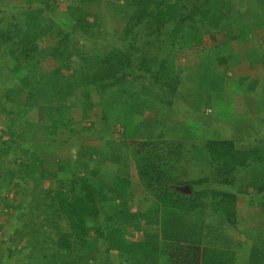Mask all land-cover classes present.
Masks as SVG:
<instances>
[{
    "label": "trees",
    "instance_id": "obj_1",
    "mask_svg": "<svg viewBox=\"0 0 264 264\" xmlns=\"http://www.w3.org/2000/svg\"><path fill=\"white\" fill-rule=\"evenodd\" d=\"M242 1L245 10L237 0H69L63 10L58 0H0V216L17 225L0 241V264H112L114 254L123 264H264L260 138L140 140L153 98L173 106L184 85L204 78L191 66L184 79L185 49L222 51L214 60L219 75L206 80L217 90L195 88L203 97L223 95L226 83L227 92L248 95L250 84L227 80L226 69L233 47L264 28V0ZM105 7L125 13L123 47L108 46ZM222 32L227 41L219 43ZM206 36L216 42L211 48ZM258 90L264 95V86ZM37 114L47 117L43 126ZM97 125L110 135L100 162L92 167L91 153L78 151L67 177L59 176L61 154L48 160L31 149L52 143L57 152L58 135L74 138ZM109 160L118 166L111 182L101 176ZM134 176L149 203L133 192ZM51 181L55 188H46ZM242 199L256 208L258 230L243 226ZM142 225L149 226L143 240L129 239Z\"/></svg>",
    "mask_w": 264,
    "mask_h": 264
},
{
    "label": "rangeland",
    "instance_id": "obj_2",
    "mask_svg": "<svg viewBox=\"0 0 264 264\" xmlns=\"http://www.w3.org/2000/svg\"><path fill=\"white\" fill-rule=\"evenodd\" d=\"M60 6L62 7L61 9H65L66 6L69 4V0H58ZM238 2V6L242 9H246L249 7V2L248 1H242V0H237ZM103 15H105V17L108 19V23L110 25L109 28H111V38H112V43H109V47L110 48H115V47H123L124 46V41L123 40H119L118 37L120 35V32H122L124 26L126 25V17H123L122 14L125 13H121L118 14L117 13H111L110 11H108L106 9V7L104 8L103 11ZM127 14V13H126ZM245 15V14H244ZM243 15V16H244ZM223 33V32H222ZM219 38L218 41L219 43L224 42L226 40L225 34H218ZM244 43H246L244 41ZM204 44L205 47H212L213 45L216 44L215 41H213V39H210L209 36H206L204 38ZM242 51V49H241ZM250 50H245L242 53L243 57H248V52ZM222 51H220L219 49L212 50L210 52H208V54L206 52H202L201 54L195 55L190 51L185 49L182 53L179 54V58H178V64H179V70L183 71L184 79L187 78V72H186V68L187 67H191L194 66L195 68H197V73H200L202 76H204L203 80H199L198 76L193 79V86L197 89V86L199 85V83H203V85L205 86L206 90L205 92H212V94L217 90L212 91L211 89H209L210 85H216L211 84L212 82L208 83V81L213 77V75H209L210 73H213L214 76L219 75L218 71H217V67L218 64L214 65V60L216 59V57L219 55L221 56ZM253 61V60H252ZM195 62V63H194ZM194 63V64H193ZM212 66V67H211ZM3 71H5V68L3 67ZM182 74V72H180ZM240 70L237 71H229L228 75H230L232 78H229L230 81H233L235 83H238V81L240 79H242V82H246L248 84L253 83V80L251 77L249 76H245V75H250L252 73L251 70L249 69H245L244 73L242 72V74L239 75ZM245 74V75H244ZM233 79V80H232ZM206 82L208 83V85L206 84ZM260 83H262V81L260 80ZM229 85V84H228ZM228 85H226V89L228 88ZM235 86V85H234ZM239 87V86H237ZM1 88V86H0ZM193 87L187 88L185 85L183 86L182 89H180L178 92V94H176L175 98V102L173 106H167L165 103H159L158 98H153L150 102H149V106L148 109L149 111L146 113L147 115L144 117V124L145 127L148 128L147 132H141L144 135H146L143 138H140V140H159L162 139L163 136L166 139L167 138L166 134L169 133L168 132V126L170 127V123L172 122L173 124L179 125V127L184 128V129H177L176 133L174 127L172 129V134L174 138L171 136L170 139L173 140H178L177 137H179L180 135L184 136V140H191L193 139L192 137H194V134L189 132L188 129L184 126L181 125V123L184 121L185 123L190 122L191 120H189L190 118L193 119H199L200 115L206 114V116H208V118L205 119V121H210L209 118H211V121L213 123H215L214 120V115L217 116V112H220L222 110H226L228 112H230L231 114H241V113H247L246 117L252 118L254 125L258 126V121L261 119H264V95L262 96H257L256 95V90L255 89H251L248 92V95L246 94H232V92H227L226 89L222 94H217L216 98L217 99H221L219 108L216 109L215 111H207L208 107H210L212 105V101H213V97L209 96L208 97H203L204 91L201 88H198V90L200 91H196V89ZM225 88V87H224ZM209 89V90H208ZM235 90L236 87H234ZM203 91V92H201ZM237 92V91H234ZM226 93H230L231 95L235 96H239V101L237 104V108L235 103L233 104V102H235V98L231 96V98H223L225 96ZM254 93V94H252ZM222 95V96H221ZM98 95L95 93L94 94V98L97 101L98 100ZM238 100V99H236ZM226 107V108H225ZM227 108H229V110H227ZM44 109L42 106L37 108V112H40V110ZM169 109H171L172 111L175 112V116L173 118L168 117V111ZM163 111V117L161 118V112ZM207 111V113H206ZM160 112V114H159ZM165 113V114H164ZM77 116H79V113L76 114ZM244 115V114H243ZM79 118V117H77ZM96 118V117H95ZM170 118V119H169ZM35 119L37 120L38 123L41 124V126H43V124L46 123L47 117H45L44 115H40L37 114L35 116ZM172 120V121H171ZM171 121V122H170ZM210 121V122H211ZM193 122H197V121H193ZM209 122V123H210ZM89 124V123H86ZM239 128L238 131H231L233 133H254L252 132V126L250 124V122H245L244 124L241 122V118L239 119ZM216 127H220V125L218 126L217 123H215ZM89 126V125H87ZM116 126V125H115ZM224 126V125H223ZM97 128L95 130H91V132H84V134H82L80 136V138H73L71 137L67 132L61 133V135H58L56 137V141L58 140L57 146L58 149L62 148L61 150L54 152V148L52 147V143L48 144V147H44V148H48L47 151H45L44 149H40V147L36 144H31V149L35 150L36 154L39 155L40 157H44V156H50V155H54L57 154L63 158L62 162H61V171L59 172V176L61 177H67L68 172L66 174V171H70V169H77L75 167V162H74V158H78L79 155H77V149L79 148L80 151L82 150L83 154H85L86 156L88 154L91 153L92 158H94L93 161H91L92 159H90L89 161L90 164L92 165V167L97 166V163L100 162L99 158L102 156L100 155L99 152H101L100 150L102 149V147L104 146V144H106L107 140H109L110 135L105 134V132H102L100 129H102L103 127H101L100 125L96 126ZM41 128V127H40ZM224 132H226V134L229 137H232V135H235L233 133L230 132V130L220 127ZM254 128V127H253ZM4 129V121L2 119H0V136L2 134V130ZM94 129V128H93ZM255 129V128H254ZM116 130L117 132H120L121 134V128L120 126H116ZM20 131V130H18ZM259 135H261L264 138V132H263V127H259L257 130ZM189 132V133H188ZM260 132V133H259ZM140 133V134H141ZM188 133V135H187ZM122 135V134H121ZM141 136V135H140ZM198 136V135H197ZM117 139L120 138V135L118 133ZM240 138V135H238V139ZM8 138L5 139H1V140H7ZM228 139H232V138H228ZM179 140H183V139H179ZM197 140V139H194ZM42 142V141H39ZM118 144L120 143V139L118 141ZM77 145V146H75ZM74 147V148H73ZM97 148V149H96ZM94 150H96V154H94ZM93 152V153H92ZM78 156V157H77ZM30 157V156H29ZM98 161V162H97ZM94 162V163H92ZM111 163V164H109ZM118 166L112 164V162L109 160L108 162L104 163V165L102 166L101 170H102V174L101 176L105 179L111 180L113 179L114 175H117L118 173ZM59 168V167H58ZM56 171L58 172V169H56ZM114 174V175H113ZM200 172L198 170L194 171V176H199ZM122 177V176H121ZM131 180V179H129ZM132 189L133 192L139 196V201L141 202V204L146 203V200L148 201V203L151 201V197L149 195H147L144 191L143 188L141 187V185H139V182L137 181L136 176H134V181H132ZM46 188L48 189H53L55 188V184L54 182H48L46 184ZM15 198V196H14ZM16 199V198H15ZM242 202H240L239 208L241 209L240 214H242V217H248V219L246 221H244L243 226L246 225L247 227L249 226L251 229L250 231L254 230H258V226H260L259 221L257 220V215L254 216V212H256V208L254 207H249L248 206V201L247 199H242ZM240 211V210H239ZM253 214V216H252ZM240 216V218H242ZM3 219L0 216V223L1 226H3L0 230V241L1 243L4 241H7V235H9L11 232L13 233L16 230V226L14 223V219H10L8 222H4L2 221ZM152 228V227H151ZM149 226H141L139 228L133 227L130 231V233L128 234L129 239L131 240H139V239H143L144 236V231L148 230ZM153 232H159V227L156 226L155 228L153 227ZM249 229V228H247ZM4 231V232H3ZM234 235V234H233ZM100 263L99 264H104V258L103 260L100 259ZM111 262L112 264H123V261L121 259H119V257L117 255H113L111 258Z\"/></svg>",
    "mask_w": 264,
    "mask_h": 264
},
{
    "label": "crops",
    "instance_id": "obj_3",
    "mask_svg": "<svg viewBox=\"0 0 264 264\" xmlns=\"http://www.w3.org/2000/svg\"><path fill=\"white\" fill-rule=\"evenodd\" d=\"M217 37L219 38V35H217ZM225 41H227V39ZM208 48H211V47L208 46ZM241 49H242V51H241ZM232 50L234 51V53L232 54V56L229 57L230 64L232 62V65H231L232 68L226 69L227 75H228L229 71L240 70V72H241V73H239V75H240V74H242V72L244 73L245 69L251 70L252 73L250 75H245V74L244 75L252 78L253 83H250V89L256 88V92H258L259 91L258 89H261V87L264 86V28L262 29L261 33H258L256 39L250 38V40L248 42H246L245 44H239L238 43L235 45V47H233ZM245 50H250L248 52V57L242 56V53ZM229 78H232V77L230 75H228L227 80L230 81ZM260 80L262 81V83H260ZM226 85H227V83H226ZM231 96L232 95L228 96L227 98H231ZM232 97H235V96H232ZM220 102H221V99H217L216 96L213 97L212 105L210 107H208L207 111L208 112L211 110L215 111L216 109H218ZM233 103H236V102H233ZM237 106L238 105H236V108H237ZM227 110H229V108H227ZM207 111H206V113H207ZM160 112L162 115L160 117L162 118L164 116L163 111L161 110ZM160 112H159V114H160ZM174 116H175V112L172 111L171 109H169L167 118L168 117L173 118ZM206 118H208V116H206V114H203V115H200L199 119L190 118L189 119V120H191L190 122L185 123L183 121L181 123V125H184L188 129L189 132L194 134V137H192L193 139L211 140V139L218 138L220 140H222V139L224 140V139H228L229 136L220 127H223V128L226 127V129L230 130V132L231 131H238V128H239L238 123H239V119L241 118V122L243 124L245 122H250L252 129H253V132H254L253 137H254L255 141H257L260 138V140L262 141L260 145L262 146L264 144V138L261 135H259L258 132L256 131L259 127H263V132H264V119H261L258 121L259 127H257L254 125L253 119L246 117L245 115H243V113L231 114L230 112H228L226 110H222L220 112H217V116L214 115L213 121L215 123H217L218 126L220 125V127H216L215 123H213L211 121V118H209L211 122L208 120L205 121ZM193 121H197V122H193ZM173 127H174V129H173ZM172 129L175 130V133H176L177 129L181 130L184 128H181V127H179V125L173 124L171 122L170 127L168 126V132L174 138L173 135H175V134H172ZM169 133L166 134L167 138H171ZM188 133H187V135H188ZM231 133H233V132H231ZM80 136L81 135H79L75 138H80ZM41 146L42 145H40L39 147H41ZM40 149H42V148H40ZM78 151H80L79 148L77 149V153H79ZM81 152H82V150H81ZM44 157L48 160L51 159L50 156H44ZM128 238H129V236H128ZM141 240H143V239L134 240V241H141Z\"/></svg>",
    "mask_w": 264,
    "mask_h": 264
}]
</instances>
